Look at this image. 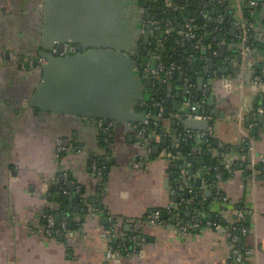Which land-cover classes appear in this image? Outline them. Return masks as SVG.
<instances>
[{"label":"crops","instance_id":"crops-1","mask_svg":"<svg viewBox=\"0 0 264 264\" xmlns=\"http://www.w3.org/2000/svg\"><path fill=\"white\" fill-rule=\"evenodd\" d=\"M162 1L168 7L167 0ZM201 1L202 7L208 0ZM211 1L221 4L218 17L221 21L228 18L229 24L218 33L216 53L207 59V78L203 76L199 97L205 95L204 111L211 115L214 135L230 146L226 161L232 165L238 162L239 166L229 176L216 178V193L223 200L213 199L203 213L188 211L183 217L189 221L196 214L199 219L209 216L212 224L197 218L199 226L182 234L170 224H150L146 216L177 200L176 179L172 180L168 171L174 157L169 155L167 146L178 147L175 125H183L186 110L182 109L189 107L183 83L174 76V81L152 76L150 89L154 95L159 92L160 105L153 114L155 98L138 103L135 111L144 110L146 116H155L152 127L148 128V122L144 128L143 123L141 130L137 123L109 121L101 128L96 123L98 119L84 118L85 123L70 114L36 112L29 101L41 79V65L36 67L30 61L46 62L37 54L44 50L41 43L46 0H0V264H234L240 247L250 251L244 264H264V122L256 121L258 107L264 103V86L253 81L254 74L264 79V7L253 10L249 18L252 37L243 39L242 27L233 29L231 24L236 20L247 23L243 14L245 0ZM51 2L53 34L59 21L65 22V26L71 21H111V38L98 33L97 39L92 40L91 33H87L82 44L99 49L110 44L123 45L126 13L122 0ZM159 33L166 34L165 30H159L157 36ZM67 42L76 47L71 38ZM151 43L150 39L148 45H143L140 37L138 49L143 47L148 52ZM54 47L52 44L49 49L51 54ZM207 48L203 46L202 51ZM138 49L130 54L135 61L134 70L151 76L141 73L140 63L152 66L154 54L139 53L138 61ZM8 52L14 57L10 58ZM142 82L147 87L146 79ZM192 85V100H197V80ZM146 130L151 134L149 140L144 135ZM58 141L65 150H58ZM153 145L159 147L157 153L152 152ZM98 156L104 164L99 171H93V176L88 169L97 165ZM179 164L178 175H186V182L192 187L199 173L190 175ZM62 173L68 175L65 181ZM200 185L204 202L211 193L204 180ZM62 189L68 193L64 194ZM65 199L73 206L80 204L73 213L74 225L63 234L47 235L45 215L58 209L60 200ZM240 211L248 220L247 232L230 238L229 226L240 218ZM211 213L219 215L224 223L212 222ZM116 220L117 229L141 239L133 253L110 260L107 230Z\"/></svg>","mask_w":264,"mask_h":264},{"label":"water","instance_id":"water-1","mask_svg":"<svg viewBox=\"0 0 264 264\" xmlns=\"http://www.w3.org/2000/svg\"><path fill=\"white\" fill-rule=\"evenodd\" d=\"M122 6L126 13L123 45L116 47L110 44L99 49L91 47V45L88 47L89 45L86 46V44L83 46L82 43L85 41V35L91 33L92 40L97 39L98 33L105 34L111 38L113 22H98L93 20L84 22L71 21L65 26V22L59 21L57 24V32L53 34V28L55 26L52 21V2L51 0H46L42 21L43 34L41 43L44 50L38 51L37 53L46 62L41 64V79L31 94L29 106L34 107L36 112L44 111L57 114H70L82 122H85L84 118L102 119L104 127L108 125L109 121H114L116 124L126 125L128 123H132V125L137 123V129L141 130L146 120L153 121L155 119L154 115V117L146 116L144 110L135 111V108L138 109L137 106L140 101H149L155 98L157 106L154 108L153 114L157 113L160 98L158 91L154 95L150 89L153 77H146L141 75L139 71H135V61L130 56L135 49H138L140 37L143 45H148L153 29L150 25L142 26L135 0H122ZM147 16L149 17L150 15L148 14ZM158 16L159 14H157ZM67 27L69 30H67ZM231 27L233 29L238 27L237 22H233ZM243 27H247L246 23ZM219 37L221 38V35ZM251 37L249 35V38ZM68 38H71L76 43L77 52L62 55L63 45L67 43ZM52 44L57 50L51 54L49 49H51ZM224 48L225 44L223 43L220 46V57H223L222 53L224 52ZM146 53L153 55L154 51L150 48L148 52L144 51L143 55ZM249 54H254V52H250ZM22 59L20 57L19 61H22ZM136 60H141V54H137ZM156 63L157 58L153 56L152 67H155ZM209 64L212 65V62H209ZM143 67L144 65L140 63L141 70H143ZM173 76L176 77V74ZM144 79L147 81V87L142 82ZM178 81L180 83L182 82L180 76H178ZM163 82V77L159 78V83L162 84ZM203 82L204 77L200 76L197 79L198 86L195 94L197 98L202 90ZM167 86L169 88L167 96H170L171 84L168 83ZM179 93H177V97ZM210 101H212V98H209ZM167 102L168 100L165 103ZM175 105L177 108L176 102ZM176 108L175 110H177ZM165 110L167 111V109ZM184 110L187 109H182V111ZM167 115L168 113L166 112L165 116L167 117ZM256 121L264 122V114L256 113ZM183 126L184 129L203 131L209 127V120H197L189 117L184 119ZM161 130L164 132L165 127H162ZM144 135L148 137V140L151 137V134L147 130ZM164 140L163 143L165 144ZM158 148L157 145H153L152 152L157 153ZM98 159H100V156H98ZM102 164L104 163L100 159L97 167H100ZM186 167L187 164H184V168ZM88 170L95 176L92 168ZM203 175L204 171L201 170L195 178L197 186H200ZM182 180L185 186L184 188L189 189L191 184L186 182L187 176H182ZM179 189L180 185H177L176 190L178 191ZM205 194L207 196L209 192L206 191ZM76 200H79V196L76 197ZM67 201V199L64 200L65 203ZM204 203H206V200ZM87 209L88 206H85V210ZM187 215H190V212ZM69 227L71 228V224ZM139 239H141V236Z\"/></svg>","mask_w":264,"mask_h":264},{"label":"trees","instance_id":"trees-1","mask_svg":"<svg viewBox=\"0 0 264 264\" xmlns=\"http://www.w3.org/2000/svg\"><path fill=\"white\" fill-rule=\"evenodd\" d=\"M142 2L154 6L152 12L153 15L158 13L160 16L159 24L161 31L168 28L171 29L170 32L167 34H158V39L160 40L161 44H159L157 52L162 56V61L164 65L167 67L170 64L182 65L187 71L189 84H195L198 76H204L207 78L204 66L207 63L208 57L213 56L212 51L216 50L217 48L218 33L223 31L229 24L228 18L222 19L221 22H219L218 20V15L221 13V11L219 13V10L217 9L221 8V4L208 0L206 4H203V6L201 7V4L203 3V1L201 0L200 2L198 0H188L184 3H181L180 0H176V2L180 3V7L182 9L169 11V9L164 6L162 0H142ZM205 12L208 13L207 18L203 16ZM243 14L244 20L248 22L250 14L248 13L247 7L244 8ZM168 19L172 20V24H166V20ZM177 22L183 24V26H185L184 29H190L197 37L200 36V42L198 44H194L193 46L189 41L184 45L178 44L177 35L175 33V30L178 28L176 26ZM249 31L250 29H248L247 27L241 28V35L244 37V39L246 37L247 39H249ZM205 45L207 47L208 45H211V50L207 48V51L203 52L202 47ZM189 56L190 59H188ZM162 76L164 75L162 74ZM174 78H178V75ZM174 78L173 74H171L169 80L174 81ZM204 96H200V100L204 99ZM204 105L200 109V112L206 114L207 112L206 110L204 111ZM152 124L153 121H149L150 126H148V128H151ZM208 128L212 129L211 120L209 121ZM175 130L176 132H182V123L175 125ZM176 141L178 142L177 148L169 146L170 144L167 146L168 151L174 154L179 152V154L174 157V160H172V162H170L168 166L170 177L172 178V180L176 179L174 183V189L176 190L177 185H183L182 176L178 175V166L180 165L179 163H182V167H184V164L189 163L190 166L186 168L188 169V173L190 175H195L201 170L204 171V175L201 180H204L205 184L211 185L209 189L207 188V190H210L211 194L206 200V204H204L201 198L204 193V190L201 187L202 184L200 186H197L195 181L192 182L193 192L187 193V188H185V191L178 190L176 202H180L181 197L184 198L186 202L181 203L177 210L170 211L166 207L154 209L159 211L161 218L170 219V221H174L178 218H174L175 214H178L180 220H182L188 211L193 213H203L202 210L206 211L209 202L213 200L214 197H216V175L220 174L222 178L230 175V172L226 170L224 163L222 162L223 153L228 152L230 150V146L216 138L213 133V130L211 134L206 132L205 136L203 137L202 143L200 144V147L196 145L193 139H188L184 141L181 138L177 137ZM213 149H216L215 152L212 151ZM238 166L239 163L235 162L232 165V170H235V168L237 169ZM176 170L177 172H175ZM66 178L68 179V177ZM60 201L61 202L59 208L50 210L49 212H52L55 215L56 224L58 225L61 217L60 214H62L63 212H65L66 214L68 213L69 215L67 227L69 226V224H72L73 226V213L79 209L80 204L76 203L74 206H70L68 202L65 203L64 200ZM208 219H210L209 216L200 219V221H202L203 223ZM211 219L212 222L222 221L221 217L219 215H216L215 213H211ZM222 223L224 222L222 221ZM247 226L248 220L244 213L243 218L235 219L231 226H229L230 238L238 234V232L240 233L242 227ZM126 243L130 244V241L127 239Z\"/></svg>","mask_w":264,"mask_h":264},{"label":"built area","instance_id":"built-area-1","mask_svg":"<svg viewBox=\"0 0 264 264\" xmlns=\"http://www.w3.org/2000/svg\"><path fill=\"white\" fill-rule=\"evenodd\" d=\"M137 3V12L141 18V23L143 25L148 24L151 26L152 29H154V32L152 33V49L154 51V56L157 58V63L155 67L150 66L148 63L144 64L143 70L141 73H149L151 76H162V74L164 75V77L166 78H170L171 74H176L178 76L181 77L182 79V83L184 85L185 88V94L188 97V102H189V107L186 110V112L183 113V119L185 118H194L197 120H210L211 119V115L208 111H206L207 113H201L200 109L203 107L204 105V99L200 100V97L197 100H192V96H193V90H194V86L192 84H189L188 81V74L186 69L182 66V65H175V64H170L168 67L164 65L163 61H162V56L157 52L159 44H160V40L158 39L157 36V32L160 30L159 27V21L158 19L153 15L152 12V5L142 2V0H135ZM168 2V7L170 9H175V10H181L182 8L180 7V5H176L175 0H167ZM246 5L245 7H247L248 13L251 15L253 10L258 7V6H262L264 7V0H247L245 1ZM244 12V11H243ZM150 14V17H147V15ZM204 17H208L207 12H205L203 14ZM235 15H233V21L235 20ZM219 22H221L220 18L218 19ZM167 25L172 24V20H167L166 21ZM234 22H237V25L241 28L243 27V25L245 24V22L240 21V20H236ZM247 27L250 29L252 24L250 21H248L246 23ZM178 28L175 30V33L177 35V43L184 45L185 43H187L188 41L191 42V45L193 46L194 44H198L200 42V36H196L190 29L186 30L184 29L185 26H183V24H181L180 22H177L176 25ZM171 29H165V33H169ZM241 32V31H240ZM240 37H242L241 33H240ZM244 39V38H243ZM196 46V45H195ZM208 48L211 50V45H208ZM56 47H54L53 52H56ZM76 51V47L74 44L72 43H65L63 45V50H62V55H66L69 53H73ZM247 51H249V48L247 47ZM216 53V50L212 51V54L214 55ZM7 55L12 58L14 57V55L11 52H8ZM188 59H190V56L188 57ZM43 63L42 59H38V60H33L30 61V64L35 65L36 67L40 66ZM204 70H205V66H204ZM253 81L259 83L261 86H264V79L262 77V75L260 74H254L253 75ZM258 112L260 113H264V104L260 105L258 107ZM183 119L180 117V122L183 121ZM148 120H146L144 122V128L148 125ZM96 123L98 124V126H100L101 128L103 127V121L101 119L96 120ZM107 128V127H106ZM212 133V129L207 128L206 130H191V129H183L182 132H179L177 134L178 138H181L182 140L186 141L188 139H193L194 142L196 143L197 146L200 147V144L202 143L203 137L205 136V134ZM58 145V150H65V148L61 145V142L58 141L57 142ZM169 155L175 157L176 154L169 152ZM228 156V152H224L223 153V163L224 166L226 168V170H228V172H232V164L230 162L226 161V158ZM225 159V161H224ZM187 165H189V163H186ZM93 171H99V167H97V165H93ZM217 178L220 177V174L216 175ZM67 174L66 173H62L61 178L63 179V181L66 180ZM65 183V182H64ZM208 188L211 187L210 184H205ZM181 191H185V188L183 185H180V189ZM188 192H193L192 187L190 186L189 189H187ZM78 191V190H77ZM62 192L64 194H67L68 191L66 189H62ZM214 200L218 202V200H223V196H220L218 193H216V197H214ZM186 201L184 200V198L181 197V201L180 202H176L173 205L167 206L166 208H168L170 211L171 210H177L179 208V206L181 205V203H185ZM186 205V204H185ZM187 208V206H186ZM68 213L66 214L65 212H63L62 214H60V221H59V225L56 224V219H55V215L52 212H48L45 215V224H44V232L47 235H57V234H63L66 232L67 230V225H68ZM238 216L240 218L244 217V213L242 211L239 212ZM178 217L176 220L174 221H170V219H164L161 218L160 213L158 210H153L150 213L147 214L146 216V220L148 223L150 224H170L171 226H175L178 231L182 234H186L187 232L190 231V229H192L195 226H199V222L197 220V218L199 219V214H196L193 216V218L189 221H185V220H180L179 215L175 214L174 218ZM195 220H197V223H195ZM200 220V219H199ZM119 220H116L115 224L110 226L109 229L107 230V238L109 241V248H108V254H107V258L110 260H118L120 258V256L123 255H128L133 253L135 250H137V247L139 245V239L136 237L135 234H126L124 233L122 230L117 229V223ZM207 225H211V221H206ZM217 226V225H216ZM242 234H245L247 232V228L246 227H242L241 231ZM236 238V237H235ZM130 241V244L126 243V240ZM115 244V245H114ZM250 254V251L248 250V248L242 249L239 248L235 254V262L234 264H244L245 263V258Z\"/></svg>","mask_w":264,"mask_h":264},{"label":"flooded vegetation","instance_id":"flooded-vegetation-1","mask_svg":"<svg viewBox=\"0 0 264 264\" xmlns=\"http://www.w3.org/2000/svg\"><path fill=\"white\" fill-rule=\"evenodd\" d=\"M154 9V6H152V10ZM169 9V11H172V10H175V9H170V8H168ZM157 14L158 13H156L155 14V16L157 17ZM150 15V14H149ZM148 17V16H147ZM150 17V16H149ZM158 19H160V16H158ZM169 20V19H168ZM167 21V20H166ZM160 23V22H159ZM167 23V22H166ZM142 24V23H141ZM146 25H148V24H145V25H143L142 24V26H146ZM159 27H160V24H159ZM151 39V42H152V35L150 36V38H149V40ZM161 44V43H160ZM150 48H152V43H151V45H150ZM140 50V51H139ZM145 51V48H143V47H141V48H139L138 49V51H137V53L135 54V55H137V54H139V53H143ZM76 53V52H75ZM72 54V53H71ZM73 54H74V52H73Z\"/></svg>","mask_w":264,"mask_h":264}]
</instances>
